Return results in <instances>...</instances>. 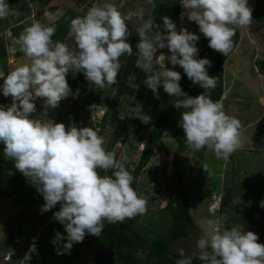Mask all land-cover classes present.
Instances as JSON below:
<instances>
[{"label": "clouds", "instance_id": "clouds-1", "mask_svg": "<svg viewBox=\"0 0 264 264\" xmlns=\"http://www.w3.org/2000/svg\"><path fill=\"white\" fill-rule=\"evenodd\" d=\"M147 2L151 4L153 0ZM181 6L207 38L208 47L224 57L233 50L235 29L247 27L252 21L248 0H181ZM10 14L6 0H0V20ZM128 19L107 0L103 5L94 4L83 16L70 20L68 35L75 41V51L63 42H53L54 26L33 23L17 41L19 50L30 62L16 67L6 77L0 74V93L12 98L7 109L0 105L3 155L11 158L14 168L43 197L41 213L60 204L53 218L63 225L66 236L57 232L51 241L53 245L64 241L62 249H55L57 255L70 253L86 234L99 237L105 221L122 223L146 212L145 199L131 186L134 177L115 153L105 150L104 139L97 130L78 128L75 123L66 129L64 123L46 118V111L43 119L30 118L36 111L32 102L35 98L44 99L45 109H55L70 95L66 80L69 71L82 72L94 88L117 83L120 58L133 53L127 42ZM141 19L136 47L144 62L142 68L149 74L145 84L157 98V88L162 85L175 98L173 106L183 109L180 126L189 148L199 151L207 147L217 158L228 159L242 146L239 120L227 115L223 104L204 94L189 96L179 83L181 73L163 63L167 59L173 67L179 65L193 85L214 89L217 79L207 71L212 62L198 58L200 37L186 28L177 31L176 24L167 16L162 18V24L151 17ZM165 47L171 55L162 54L156 61L157 50ZM157 62L163 71L154 70ZM137 117L145 124L150 121L141 112ZM98 169L111 171V175L102 176ZM257 240L255 233L244 231L243 227L221 231L209 219L207 229L196 242L198 252L194 255L202 264H264V245ZM179 257L175 264H193L194 257L186 256L182 248Z\"/></svg>", "mask_w": 264, "mask_h": 264}, {"label": "rangeland", "instance_id": "rangeland-1", "mask_svg": "<svg viewBox=\"0 0 264 264\" xmlns=\"http://www.w3.org/2000/svg\"><path fill=\"white\" fill-rule=\"evenodd\" d=\"M27 1L28 5L24 11L11 12L0 24V40L7 44L9 51L8 63L3 64L0 61V74H4L5 77L16 67L30 62L19 50L17 43L24 31L16 36L13 34V28L22 24L27 28L36 22L42 24V21L36 18L34 2ZM105 2L106 0H89L87 5L76 8L71 2L54 0L52 5L58 6L59 10L52 11L48 8L43 22L57 21L62 16L64 7L73 8L83 16L94 4L99 6ZM107 2L113 4L123 16L129 18L126 21L127 40L129 38L134 40L135 46L140 39L136 30L143 22L141 17L144 19L151 17L155 23L162 24L163 17L153 15L154 4H149L147 0H107ZM248 6L252 9V21L249 26L238 28L241 34L240 43L225 66L226 96L221 103L225 113L235 117L240 123H244L245 117L248 120L250 114L258 115L257 105L260 101L264 102L262 101L264 99V78L259 79L255 71L256 62L264 60V0H248ZM181 13L184 15L167 17L176 24L177 31L186 28L189 32L198 35L200 33L198 25L188 19L187 10L182 6ZM153 31L155 32L156 29ZM163 31L161 29L162 34ZM11 41L13 43H9ZM65 44L70 50H76L73 38L69 37ZM162 54L166 57L171 55L167 47L158 49L155 60L159 61V56ZM136 56L137 61L131 67L128 61L120 59L121 68L117 74V83L112 87L94 88L90 83H80L68 73L66 80L71 89L70 95L61 100L55 109H45L44 99L35 98L32 102L35 104L36 111L30 114V118L43 119L46 111V118L56 123H64L66 129L73 123L78 128L87 127L89 123H92L98 135L104 139L105 150L115 153L116 159L133 174L151 129L166 103L170 102V96L161 85L157 88L158 98L151 89L149 90V93L155 96V101L146 107L145 90L148 87L145 80L149 74L142 68L144 62L137 52V47ZM163 63L170 70L179 72L181 69L179 65L173 67L167 59ZM154 70L163 71V68L157 62L154 64ZM2 84L3 78H0V85ZM200 94L207 96L204 90L197 85L189 96L196 97ZM99 99L102 101L101 104L85 103ZM231 100H234L236 105L231 107L230 113L226 108ZM11 103V96L4 97L0 93V105H4L7 109ZM252 105L256 107L254 106V110L250 111ZM248 110L250 114H247ZM140 112L150 117L149 123L145 124L137 117ZM262 113H264V108H262ZM105 115L108 116L106 121H104ZM114 116L121 119H134L138 126L144 127V130L138 131L137 126L132 125L116 128L114 121L111 120ZM178 126L183 130L180 122ZM116 136L118 137L113 142ZM161 139L165 146L164 150L154 151L149 164L138 179V194L146 201V212L142 215L141 224L151 231L148 236L154 238L156 235L153 232L160 234L169 227L170 218L166 206L181 176L190 196L191 213L197 228L190 230L188 238L174 241L172 251L179 254V249L182 248L186 256L195 258L194 254L198 252L196 242L207 229L209 219L214 220L221 231L234 226L243 227L244 231L255 233L258 236L257 243L264 245V207H261V202L264 201V154L246 151L242 147L228 159H219L207 147L199 151H194L187 145L182 147L169 130L163 133ZM183 139L185 140V137ZM214 160L223 164V167L221 174L217 172L213 178L209 179V175L205 173L210 171ZM224 165L228 168L223 176ZM98 172H100L99 169ZM0 183L7 187V177L0 176ZM220 183L222 186L219 188ZM239 196L240 202L238 201ZM24 211L33 217L38 214V217L33 224L26 223L22 228V233L15 237L13 243H10L7 239L9 233L7 222L16 214L22 216ZM54 212L56 210L41 213L36 206L19 207L11 200L0 197V264H94L99 246L86 236L82 242L73 245L70 253L57 255L55 249H62L64 241L56 245H53L51 241L57 232L62 236H66V232L63 225L53 218ZM20 223L21 220H18L16 225ZM40 245L48 251L47 259L42 257L39 250ZM73 248L78 250V256L73 253ZM141 255L147 256V252H142ZM197 260L202 264L199 259Z\"/></svg>", "mask_w": 264, "mask_h": 264}, {"label": "trees", "instance_id": "trees-1", "mask_svg": "<svg viewBox=\"0 0 264 264\" xmlns=\"http://www.w3.org/2000/svg\"><path fill=\"white\" fill-rule=\"evenodd\" d=\"M36 8V18L38 21H42V24L48 26H54L56 32L52 37L53 42L60 41L63 43L68 42L69 38V25L70 20L77 16H81L79 12L73 8L64 7L62 16L55 22H43L44 14L49 8L52 11H57L58 6H53L54 0H32ZM67 3L71 2L76 8L87 5L89 0H65ZM11 12L24 11V8L28 5L27 0H6ZM154 4L153 15L158 17L173 16L179 17L181 14V0H153ZM7 18L0 20V24ZM25 29V26L18 25L13 28V34L19 35ZM235 36L233 39V50L226 57L208 47V40L201 33L197 47L199 49L198 58H207L211 63V67L207 69L208 75L216 77L217 85L214 89H203L204 93L210 97L213 102H221L225 93V66L232 54L237 49L240 43V31L235 29ZM127 42L132 47V55L125 54L120 59L128 61V65L131 67L135 65L137 61L136 46L132 39H128ZM13 43V41L9 42ZM9 51L7 44L3 40H0V61L3 64L8 63ZM261 75L264 76V60H259L255 65ZM181 80L179 81L181 88L184 92L190 95L197 87L187 78L181 68ZM82 84L89 83L85 80L83 73H80V77L77 80ZM122 88V86H120ZM150 89L145 90L146 93V107H149L154 101L155 96L151 95ZM87 104H101L102 101L94 100L85 102ZM175 98L170 96V102H167L164 109L161 111L155 125L149 133V138L145 144V148L142 151L138 165L133 171L134 177L132 187L138 194V179L141 172L149 164L155 150H164V143L162 141V135L166 130H169L177 142L184 147L186 144L185 133L179 128V122L181 120V113L183 109H177L173 106ZM104 121L108 119V116H104ZM110 119V118H109ZM114 121L116 128L132 125L137 126L138 131H143L144 127L138 126L136 121L131 118L121 119L119 117H111ZM87 127H92L96 130L92 123H89ZM118 136L115 137L116 141ZM1 145L2 153L0 154V176L7 177L8 185L5 187L0 183V197L3 199L11 200L13 204L19 207H32L36 206L40 210L41 206L45 203L43 197L37 192L35 186H33L28 178L24 177L18 172L14 166L13 161L9 157L3 155V145ZM100 175H111V171L105 173L103 170H99ZM139 196V194H138ZM51 210H60V204L58 203ZM166 210L169 213L170 225L160 234L155 233V237L151 238L148 233L151 232L141 224L142 215H138L133 219H126L122 223H108L104 222V228L101 235L94 236L86 234L85 236L95 241L99 250L95 255L94 264H175L179 257V254L172 251V243L178 239H185L190 236V230L197 228L194 218L191 213L190 196L187 192L185 182L182 177L178 178L177 186L169 196ZM38 217L36 214L34 217L27 211L23 212V215H14L7 222L8 235L7 239L10 243H13L15 237L22 233V228L26 223L33 224ZM21 220V223L17 226L16 222ZM40 253L44 259L48 258V251L43 245L39 246ZM147 252V256L141 255L142 252ZM73 253L78 256L79 252L73 248ZM193 264H200L197 259L193 258Z\"/></svg>", "mask_w": 264, "mask_h": 264}, {"label": "crops", "instance_id": "crops-1", "mask_svg": "<svg viewBox=\"0 0 264 264\" xmlns=\"http://www.w3.org/2000/svg\"><path fill=\"white\" fill-rule=\"evenodd\" d=\"M255 71H256V74H257L259 79L261 77L264 78V76L259 73L257 68L255 69ZM225 96H226V92L224 93V96H223L220 103L223 102V99L225 98ZM262 101H264V99ZM234 105H236L235 101L231 100V102H229L226 109H228V111L231 113V109H232L231 107H233ZM259 105H261V106H259ZM259 105H257L259 107L258 115L254 116V115L249 113L250 111H253L254 108L256 107L255 105H252V107H250L251 110L249 109L250 111L248 110V112H247V114H250L251 116H248V120H247V117H245L244 123H240L239 131H240V139L242 142V146L239 148V150H241L243 147L244 149H246V151L250 150V151H254V153L264 154V113H262V108H264V102L262 103L260 101ZM244 109H247V108H244ZM257 146H258V148H257ZM214 161H213V163H211L212 167L210 168V171L205 173V174L209 175V179L213 178V176L215 174H217V172H220V174H221V168L223 167V164H219L218 161H215V162ZM227 168L228 167L224 165L223 176H224V173H226ZM221 183L219 185V188L222 186ZM224 183H225V181H224Z\"/></svg>", "mask_w": 264, "mask_h": 264}, {"label": "built area", "instance_id": "built-area-1", "mask_svg": "<svg viewBox=\"0 0 264 264\" xmlns=\"http://www.w3.org/2000/svg\"><path fill=\"white\" fill-rule=\"evenodd\" d=\"M69 74L73 76L76 80H78L80 77V73L73 74L71 71H69Z\"/></svg>", "mask_w": 264, "mask_h": 264}]
</instances>
